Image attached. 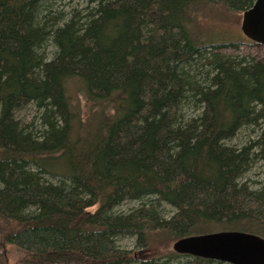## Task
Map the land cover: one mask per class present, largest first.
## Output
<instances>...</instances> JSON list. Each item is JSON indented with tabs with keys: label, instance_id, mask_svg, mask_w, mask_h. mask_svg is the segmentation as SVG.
Here are the masks:
<instances>
[{
	"label": "trees",
	"instance_id": "16d2710c",
	"mask_svg": "<svg viewBox=\"0 0 264 264\" xmlns=\"http://www.w3.org/2000/svg\"><path fill=\"white\" fill-rule=\"evenodd\" d=\"M253 2L0 0V264H224L171 246L264 239V62L209 21Z\"/></svg>",
	"mask_w": 264,
	"mask_h": 264
},
{
	"label": "water",
	"instance_id": "95a60500",
	"mask_svg": "<svg viewBox=\"0 0 264 264\" xmlns=\"http://www.w3.org/2000/svg\"><path fill=\"white\" fill-rule=\"evenodd\" d=\"M240 30L248 40L264 46V0H254L243 11ZM172 250L224 264H264V239L251 233L222 231L184 237L172 244Z\"/></svg>",
	"mask_w": 264,
	"mask_h": 264
},
{
	"label": "rangeland",
	"instance_id": "374dc122",
	"mask_svg": "<svg viewBox=\"0 0 264 264\" xmlns=\"http://www.w3.org/2000/svg\"><path fill=\"white\" fill-rule=\"evenodd\" d=\"M211 18V17H210ZM210 22H214L216 33H222L225 34V38L231 41L239 42L238 51L235 52L231 48H225L222 51L227 54H238L241 55H247L255 58L256 60L263 61L264 62V46L262 45H252L251 41L248 40L241 32L240 30V24L242 19V14L237 13L229 20L224 21H217V19H210ZM35 110L32 108V106H29L23 110H20L16 113V118L24 121V122H30L32 120V117H34ZM249 134L248 131H242L239 137V140L248 138ZM253 138V137H252ZM262 163H257V165L252 169L250 172V179L254 180H263L264 181V167H262ZM133 206V203H126L122 207H120L119 210H126ZM174 243V242H173ZM122 245L124 247H127L129 249L133 248V240L127 239L122 242ZM172 247V246H171ZM1 257L2 261L1 264H18L20 261V254L12 249L11 247L7 245L1 246Z\"/></svg>",
	"mask_w": 264,
	"mask_h": 264
}]
</instances>
